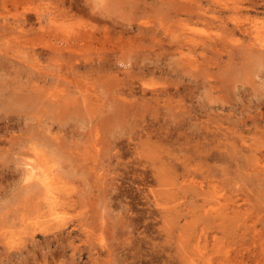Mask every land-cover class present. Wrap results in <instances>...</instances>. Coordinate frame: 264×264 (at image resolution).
<instances>
[{
    "label": "rangeland",
    "instance_id": "374dc122",
    "mask_svg": "<svg viewBox=\"0 0 264 264\" xmlns=\"http://www.w3.org/2000/svg\"><path fill=\"white\" fill-rule=\"evenodd\" d=\"M46 10L53 11L48 14L53 15L51 23ZM253 15L257 26L264 28V0H0V264H181L175 239L189 230L201 234L206 255L213 251L212 264H264V171L234 170V162L244 167L256 160L254 155L263 159L264 151V123L251 122L264 111V63L241 58L237 43L245 38L235 25L251 26ZM203 17L216 19L207 24ZM71 26L76 30L72 32ZM233 26L237 30L224 42L226 51L198 47L188 52L184 45L182 54L177 48L182 37L225 36ZM78 30L94 32L97 40L86 39L81 45L83 40H68ZM45 32L48 35L41 37ZM103 35L111 39L101 44ZM67 41L77 52L64 49L65 59L56 58L51 45L57 42L60 47ZM70 51L75 58L70 57L71 62ZM98 55L107 57L104 62L110 57L115 62L120 55L127 65L100 64ZM231 55L239 56L233 57L235 61ZM192 58L199 59L196 75L187 66ZM73 62L74 71L69 67ZM73 77L79 82L74 83ZM119 82L125 84L124 90L129 85L137 88L132 101L153 93L157 99L129 101L133 108L127 103L126 111L135 115L118 119L111 108L125 105L106 110V104L121 97ZM63 88L81 101L73 100L69 107L51 104L55 108L48 112L50 94ZM81 94H99L103 105L87 106ZM48 136L51 143L46 142ZM90 138L99 142L98 155ZM135 143L152 150L141 156L134 152L140 149ZM57 144L58 151L53 147ZM228 148L234 152L233 161L222 156ZM36 152L47 162L36 161ZM27 159L45 164L43 169L50 175L66 181L58 184L63 185L61 203L49 205L37 186L28 185L23 166ZM160 159L171 162L172 185L166 176L169 185L154 181L150 168ZM162 185L177 193L175 202L164 204L173 211L166 222L153 201ZM209 206L215 215L216 210L226 213L206 215L204 208ZM214 240L220 250L214 249Z\"/></svg>",
    "mask_w": 264,
    "mask_h": 264
},
{
    "label": "bare ground",
    "instance_id": "6f19581e",
    "mask_svg": "<svg viewBox=\"0 0 264 264\" xmlns=\"http://www.w3.org/2000/svg\"><path fill=\"white\" fill-rule=\"evenodd\" d=\"M185 1V0H184ZM237 4V3H236ZM241 4V3H240ZM216 5V4H215ZM214 5V6H215ZM223 5V4H222ZM221 5V6H222ZM224 5H225V3H224ZM221 6L219 7L218 6V10H219V8L220 9H222L223 7H227L226 5L225 6H223L222 8H221ZM229 7V6H228ZM236 8H237V5H236ZM240 8H241V6H240ZM239 8V9H240ZM212 9H215V8H212ZM231 9V8H230ZM238 9V10H239ZM45 10V9H44ZM43 10V11H44ZM241 10V9H240ZM255 10H256V8H255ZM259 9H257V11H258ZM41 11H42V9H41ZM222 11V10H221ZM38 13V12H37ZM36 13V14H37ZM39 13H40V11H39ZM53 14V11H51L50 10V12L49 13H47V10H46V18L50 21V23H51V21L52 20H50L51 19V17L53 16H49L50 14ZM260 13V12H259ZM42 13H40L39 15H41ZM49 14V15H48ZM57 14V13H56ZM214 15V14H213ZM36 16H38V14L36 15ZM104 16V15H103ZM198 19H201V14L199 15L198 14ZM204 16V15H203ZM260 16V15H259ZM56 17V16H55ZM55 17H53V18H55ZM206 17V16H205ZM205 17H203L202 19L204 20V18ZM209 17V16H208ZM216 17H218V16H216ZM216 17H215V19H216ZM254 15H253V19H254ZM41 18V16H39L38 17V19L39 20H41L40 19ZM46 19V20H47ZM210 19V21L212 22V20H215V19H212V18H209ZM209 19H205L204 21L207 23V24H212L210 21H209ZM212 19V20H211ZM251 20V21H253L254 23L251 25V26H247V25H239L240 23L239 22H237V20H236V26L238 27V29H239V31H240V33H242L243 35H244V40L242 39L240 42L238 41V40H240L239 38H237V39H235V40H237L238 41V43H237V46L238 47H240L239 49H240V52H239V54L241 53L242 54V56H241V58L243 59H246L247 57H251V60L253 59L254 61H256V62H261V63H264V28H263V26H261V28H263V29H261L259 26H257V24H258V21H256L257 19H254V20ZM54 20V19H53ZM203 20H201V21H203ZM203 21V22H204ZM207 21H209V22H207ZM220 21V20H219ZM262 21V23H263V21H264V19L263 20H261ZM42 22V21H41ZM221 22H222V20H221ZM246 22V21H245ZM54 23V22H53ZM216 23V21H214V24ZM244 23V22H243ZM246 23H248V22H246ZM250 23V22H249ZM248 23V24H249ZM6 25V24H5ZM51 25H53V24H51ZM65 25V24H64ZM224 25V24H223ZM46 26V25H45ZM54 26V25H53ZM52 26V27H53ZM67 26L68 25H66L65 27L67 28ZM48 26H46V28H47ZM57 27V26H56ZM59 27H61V25L59 26ZM62 27H64V26H62ZM68 27H70V26H68ZM79 27V26H78ZM77 27V28H78ZM227 27V26H226ZM12 28H15L14 26L12 27ZM42 28H44L43 26H42ZM45 28V29H46ZM65 28V32H67L66 30L68 29H66ZM45 29H44V31H45ZM60 29V28H59ZM58 29V30H59ZM82 29V28H81ZM230 29V28H229ZM10 30H12L11 28H10ZM48 29H46V31H47ZM55 30V29H54ZM57 30V29H56ZM76 30V29H75ZM75 30H73L72 29V26H71V31L73 32V31H75ZM87 30V29H86ZM228 30V29H227ZM236 30L237 29H234V26H233V28L232 29H230L229 31H228V33L225 35V36H219V35H217V36H219V37H215L214 36V38H209V39H207L206 37H204V36H202V38L204 37V39H202L201 37H198L200 40H198L197 39V36H196V38H195V36H193V38H187V40H185L184 39V37H182L183 39H184V41H183V39L181 38L178 42H185L184 44H183V42L180 44V43H178V45H175L177 48H178V50H179V52L180 53H182L183 54V51H184V49H183V47H184V45H186V48H188L187 50H188V52H194V51H197V49L196 48H198V47H201L202 49L201 50H203V49H205V50H207L208 48H210V49H213V50H216V51H218L217 50V48L219 47V49H222V47L225 45L226 46V44L224 43L225 41H226V39L231 35V34H234V33H236ZM43 31V30H42ZM43 31V32H44ZM49 31V30H48ZM50 31H51V29H50ZM69 31V30H68ZM15 32V31H14ZM14 32L12 31V33L14 34ZM52 32V31H51ZM54 32V31H53ZM53 32H52V35H53ZM62 32L63 31H61V34H62ZM124 32H125V30H124ZM46 33V34H45ZM44 34L42 33V36L41 37H43V35L44 36H46V35H48L47 33L48 32H45ZM57 34H59L60 33V31H57L56 32ZM78 33H79V30H78ZM119 33V32H118ZM71 34V33H70ZM104 34H106V33H104ZM120 34V33H119ZM241 34V35H242ZM3 35H4V33H3ZM2 35V36H3ZM66 35H68V34H66ZM65 35V36H66ZM237 35V34H236ZM5 36H6V34H5ZM4 36V37H5ZM15 36V35H14ZM55 35H53V37H54ZM59 36V35H58ZM70 36V35H69ZM68 36V37H69ZM74 36V37H73ZM70 39L68 38V40H74V41H81V40H83V41H81V43H79L80 45L83 43V42H87V41H84V40H89V42H90V40L92 39L93 40V38L94 37H96L95 36V33L94 32H92V31H90V32H80L79 34H76V35H73ZM120 36H121V38H123L124 36H122L121 34H120ZM247 38H246V37ZM56 37V36H55ZM101 36H99L98 37V39L100 38ZM102 37H104V35L102 36ZM15 38V37H14ZM16 38H18V37H16ZM45 38V37H44ZM47 38V37H46ZM58 39H59V37H57ZM97 38V37H96ZM105 39L103 40V42H102V40H101V44H103V43H105L104 41H106V40H110L111 38H109L107 35H105V37H104ZM121 38L119 39V37H118V39H119V41L121 40ZM206 38V39H205ZM7 39V38H6ZM50 39V38H49ZM52 39V38H51ZM50 39V40H51ZM95 39V38H94ZM103 39V38H102ZM196 39V40H195ZM43 40V39H42ZM59 40H61L60 41V43L62 42V39H61V36H60V39ZM95 40H97V39H95ZM117 40V39H116ZM123 40H124V38H123ZM133 40V39H132ZM198 40V41H197ZM8 41V40H7ZM18 41H20V40H18ZM53 40H51V42H52ZM55 41H57L56 39H55ZM66 41V40H65ZM99 41V40H98ZM113 41V40H112ZM111 41V43H113ZM125 41V40H124ZM123 41V42H124ZM10 42V41H9ZM115 42H117V41H115ZM121 42V41H120ZM132 42H134V41H132ZM44 43H45V40H44ZM50 43V42H49ZM48 43V44H49ZM54 43H56V45H57V42H54ZM67 43H68V41H67ZM65 44V42H64V44H60V47H57L56 45L55 46H53V45H51V43L49 44V45H51L52 47L50 48V50L52 49V52L53 51H55L56 52V58H57V55L58 56H60L61 55V57H63V54H64V56H65V53L63 52V50L65 49V50H70V49H72L71 51L73 52V50H74V52H77L73 47H71V44L73 43H68V44ZM75 43V42H74ZM77 43V42H76ZM125 43V42H124ZM46 44V43H45ZM58 44H59V42H58ZM120 44V43H119ZM183 44V45H182ZM42 45H43V43H42ZM48 45V46H49ZM66 45V46H65ZM73 46H75L74 44H72ZM116 45V44H115ZM120 45H124V44H120ZM59 46V45H58ZM125 46V45H124ZM122 47V46H121ZM221 47V48H220ZM228 47V46H227ZM227 47H226V49H222L223 51H226L227 50ZM79 48H81V47H79ZM110 49H111V47H109ZM175 48V47H174ZM173 48V49H174ZM224 48V47H223ZM196 49V50H195ZM199 49V48H198ZM209 49V50H210ZM64 50V51H65ZM109 50V49H108ZM108 50H105L106 51V53H107V51ZM177 50V49H176ZM204 50V51H205ZM234 50H236V45H235V48H234ZM35 51V53H37L36 52V50H34ZM70 51V52H71ZM203 51V52H204ZM208 51V50H207ZM211 51V50H210ZM237 51H238V49H237ZM54 52V53H55ZM66 52V51H65ZM71 52V53H72ZM179 52H177V53H179ZM219 52V51H218ZM221 52V51H220ZM219 52V53H220ZM81 53V52H80ZM83 53V52H82ZM106 53H105V55H106ZM173 53H175V52H173ZM177 53H175V54H177ZM179 53V54H180ZM229 53H230V51H229ZM232 53H233V51H232ZM30 53L28 52V55H29ZM39 54V53H38ZM38 54L35 56V57H37L38 56ZM74 54H76V53H74ZM103 54V53H102ZM178 54V55H179ZM181 54V55H182ZM214 54V53H213ZM231 54V53H230ZM233 54H236V53H233ZM240 54V55H241ZM25 55V54H24ZM23 55V56H24ZM34 55V54H33ZM49 55H51V53L49 54ZM69 55H71V56H69V58L68 59H70V57H71V59H72V55H73V53L72 54H70L69 53ZM105 55L103 56H100V55H98V56H100V57H98V59H96L97 61H99V63L100 62H102V64H105V62H107V63H109L110 61H109V59L111 58H109L107 61H105L104 62V60L107 58V57H105ZM109 55H111V54H109ZM113 55V54H112ZM124 55V54H123ZM79 56V55H78ZM119 56L120 55H118V57L117 58H119ZM232 56V55H231ZM238 56L239 55H237V57L235 56V55H233L232 56V58L233 57H235V58H237L238 59ZM105 57V58H104ZM50 58H52V57H50ZM50 58H48V59H50ZM56 58H52V59H56ZM114 59V61L117 63L116 65L119 67V65H122L121 66V68L123 67V65L124 66H126L127 65V63L125 62V61H127V60H123V57H122V59L121 58H119V59ZM127 58V57H126ZM235 58H233V59H231V60H234ZM61 59V58H60ZM63 59H65V57H63ZM68 59H66V60H68ZM71 59L69 60L70 62H71ZM75 59V58H74ZM74 59H72V60H74ZM112 59V58H111ZM125 59V58H124ZM239 59H240V57H239ZM103 60V61H102ZM113 60V59H112ZM203 60L205 61V59L203 58ZM212 60V59H211ZM50 61H51V59H50ZM56 61V64L58 65V63H62V62H57V60H55ZM61 61H63L62 59H61ZM68 61V62H69ZM96 61V62H97ZM109 61V62H108ZM235 61H236V59H235ZM239 61V60H238ZM247 61V60H246ZM111 62H113V61H111ZM115 62H113V63H115ZM129 62V61H128ZM189 64H187V66H189L188 67V69H189V71H193V73H194V75H196V74H198V72H200V69H198V67H199V59H198V61H197V58L196 59H190L189 61H187ZM212 62H214V61H212ZM232 62V61H231ZM240 62H244V61H240ZM239 62V63H240ZM53 63H55L54 61H53ZM245 63H248V64H251L250 62H245ZM244 63V64H245ZM35 64V63H34ZM49 64V63H48ZM56 64H55V66H56ZM62 64H64V63H62ZM69 64V63H68ZM67 64V65H68ZM73 64H74V66L76 67V65H75V62H73V63H70V65H72V66H69V67H73L72 68V70L74 69V66H73ZM91 64V63H90ZM101 64V63H100ZM110 64V63H109ZM203 64H205V63H203ZM202 64V65H203ZM213 64V63H212ZM233 63H231V65H232ZM236 64V62H234V65ZM259 64V63H258ZM61 65V64H60ZM66 65V66H67ZM77 65H79V64H77ZM129 65H130V63H129ZM157 65H159V64H156V66ZM201 65V66H202ZM205 65H207V64H205ZM242 65V64H241ZM260 65V64H259ZM91 66H92V64H91ZM131 66V65H130ZM130 66L129 67H127L126 69H128V68H130ZM161 67H162V65H160ZM160 66L158 67L159 69H160ZM208 66V65H207ZM252 66V65H251ZM255 66L257 67V64H255ZM262 65H260V67H261ZM35 67V66H34ZM65 67V66H64ZM234 67V66H233ZM238 67H240V65L238 66ZM38 68V67H37ZM58 68V67H57ZM60 68V67H59ZM78 68V67H77ZM110 68V67H109ZM109 68H107V70L109 69ZM242 68V67H241ZM241 68H239V69H241ZM259 68V67H258ZM263 66H262V70H263ZM62 69V68H61ZM66 69H68V68H66ZM162 69V68H161ZM243 70H245V67L243 66V68H242ZM251 69V68H250ZM40 70V69H39ZM59 70V69H58ZM242 70V72H245V71H243ZM37 71V70H36ZM74 71V70H73ZM161 71V70H160ZM248 71V70H247ZM246 71V72H247ZM55 72L57 73V75H58V73L60 72V71H56L55 70ZM54 72V73H55ZM66 72V71H65ZM70 72V71H69ZM72 72V71H71ZM116 72V71H115ZM125 72V71H124ZM130 72V71H129ZM52 72H50V73H48V74H51ZM64 73V72H63ZM68 72H66V73H64L65 75L67 74ZM117 73H118V71H117ZM117 73H114V71H113V75L114 74H117ZM63 74V75H64ZM110 74H111V72H110ZM39 75V74H38ZM52 75H54L55 76V74H52ZM52 75H51V77H52ZM60 75H61V73H60ZM60 75L58 76V78L60 77ZM62 75V77L64 78V76ZM112 75V76H113ZM41 75H39V77H40ZM46 76V75H45ZM50 76V75H49ZM54 76H53V78L52 79H54ZM69 77L70 76H65V79H69ZM124 77V76H123ZM125 78V77H124ZM124 78H122V81L125 83V80H123ZM56 79V78H55ZM62 79V78H61ZM65 79H62V81L63 80H65ZM74 79V83L76 82L75 80H77V83L79 82L78 81V79H76V78H72L71 80H73ZM52 81H54V80H52ZM57 80H55V82H56ZM123 82H119V83H123ZM128 82V81H127ZM68 83H72L71 81L70 82H68ZM76 83V84H77ZM123 83V85H119L120 87H119V89L121 88V86H124L125 84ZM129 83V82H128ZM53 84H55V83H53ZM57 85H59L58 84V81H57V83H56ZM62 84H63V82H62ZM65 84V83H64ZM63 84V85H64ZM73 84V83H72ZM75 84V85H76ZM79 87H81V85H78ZM117 86V84H115V86H114V89L115 88H117L116 87ZM126 86L128 87V85L126 84ZM130 87H129V89L128 90H124V89H120L119 91V96H121V97H115L114 98V96H112L114 99H112L109 103H108V105L106 104V106H107V109L106 110H110V108L113 106V105H125L124 107L122 106V107H120V106H118L119 108H117V110L116 109H114V108H116L117 106H113L114 108H111V109H113V111L115 112H113V114H117L118 115V119H120V117H127V116H129L128 114H130V113H127L128 111H126V109L128 108V106H127V108H126V105H128L129 103V101L131 102L132 100H134L135 98V95L137 94V88L136 87H134L133 85H129ZM75 87V86H74ZM52 88H54V87H52ZM76 88V87H75ZM74 88V89H75ZM123 88H126V87H123ZM136 88V89H135ZM56 89V88H55ZM55 89H53V90H55ZM67 89V88H66ZM66 89H64L63 88V90L61 91V89L59 90V89H57V90H55L53 93H51L50 95L51 96H49V97H51V98H49V103L48 102H45L44 100H43V98H44V94L42 95V100L44 101V103H46L45 105L47 106L48 104H50L49 106H51V108L49 107V111L48 112H52L53 110H52V107L53 108H55L53 105H51V104H59V105H64L65 107H69V105L73 102V100H74V102H75V100L76 99H74V97H73V95H75V94H73V95H71L72 93L70 92V90L68 91V90H66ZM127 89V88H126ZM48 89H46V91H47ZM77 90V89H76ZM48 92V91H47ZM51 92H52V90H51ZM77 92V91H76ZM117 92V91H116ZM46 94V93H45ZM116 94V93H115ZM37 95H38V93H37ZM36 95V96H37ZM78 95V94H77ZM82 95V103H86L85 105H87V103H88V105H96L97 106V104H95L94 102H98V105H99V103L101 102V99L98 97V95H95V97H91L90 95H85V94H81ZM39 96H40V93H39ZM47 96V95H46ZM157 94L155 93H153V95L150 97V98H140V100L141 101H147V100H151V99H153V98H155V99H157ZM111 97V98H112ZM125 97V98H124ZM127 97L130 99H128V101H127ZM20 98H22V97H20ZM24 98V97H23ZM41 98V97H40ZM132 98H134V99H132ZM45 100H47L46 98H44ZM77 99H80V98H78L77 97ZM38 100H39V98H38ZM42 100L40 99V102H39V104H41L42 103ZM139 100V99H138ZM138 100H136L137 102H139ZM18 101H20L19 99H18ZM77 101V103L78 102H80L81 101V99L80 100H76ZM136 101H132V103L133 102H135V103H137ZM91 102H92V104H91ZM44 103H42V105L44 104ZM48 103V104H47ZM128 103V104H127ZM132 103H130V104H132ZM101 104H102V102H101ZM129 104V105H130ZM42 105H40V106H42ZM72 105H74V104H72ZM83 105V104H82ZM87 105V106H88ZM103 105V104H102ZM104 105H105V103H104ZM45 106V107H46ZM61 107V108H65V107ZM131 106V105H130ZM43 108H45L44 106H42ZM73 107H75V106H73ZM72 107V108H73ZM85 107V106H84ZM132 107V106H131ZM133 108V107H132ZM136 108V107H135ZM135 108L132 110V111H134L135 110ZM48 109V108H47ZM51 109V110H50ZM58 109V108H57ZM59 109H60V106H59ZM88 109V108H87ZM101 109V108H100ZM65 111H66V108L64 109ZM92 110V112L95 110L94 108L93 109H91ZM127 110H129V109H127ZM87 111H90V109L89 110H87ZM121 112V111H123L124 113L126 112L127 113V115L125 114H123V116L121 115H119L120 113H117V112ZM137 111V110H136ZM67 112V111H66ZM112 112V111H111ZM130 112H131V110H130ZM135 112V111H134ZM90 113H91V111H90ZM87 114H89L88 112H87ZM132 115L134 114V113H131ZM130 114V115H131ZM135 115V114H134ZM52 116V115H51ZM50 117V116H49ZM53 117V116H52ZM114 118H117V116H114L113 117V119ZM247 122L248 121H246V120H244V124H247ZM251 122H253V124H261V123H264V111H261V112H259L258 113V117H256V118H254L253 120H251ZM44 123V122H43ZM50 122H48L47 124H49ZM51 124H53V123H51ZM50 124V125H51ZM46 125V124H45ZM49 125V126H50ZM39 126V125H38ZM47 130H48V128L47 127H45ZM50 128V127H49ZM44 129V128H43ZM51 130H52V128H51ZM51 130L49 129L48 131H49V133L51 132ZM45 131V130H44ZM48 131H46L45 132V135L46 134H48ZM53 132V131H52ZM51 132V133H52ZM58 133V132H57ZM96 133V132H95ZM54 134V133H53ZM51 135V134H50ZM57 135V134H56ZM47 136V135H46ZM55 136V135H54ZM61 137V136H60ZM52 138V136H48V138L46 139L47 141L46 142H48L49 141V143H51L50 141H52V139L50 140V139ZM54 140H55V142H56V139L55 138H53ZM57 139H58V136H57ZM61 139V138H60ZM91 139V138H90ZM91 140H93V139H91ZM58 141H60L59 139H58ZM94 142H92L93 144H94V150L95 151H97V152H95V153H97V155L100 153V151H101V149H100V146H99V142L97 141V140H93ZM54 142V144H56ZM115 142V141H114ZM114 142H110V143H114ZM49 143H47V144H49ZM53 143V142H52ZM59 143V142H58ZM60 143H61V141H60ZM92 143H91V145H92ZM136 144V143H135ZM228 144V143H227ZM118 144H116V146H117ZM231 145H232V147H234L233 146V143H231ZM58 144H57V146H53V147H55L56 148V150L58 151ZM60 146H62V143H61V145ZM114 146V145H113ZM226 146H228V145H226ZM52 147V148H53ZM63 147V146H62ZM62 147H59V148H61L62 149ZM230 147V146H229ZM231 147V148H232ZM91 148V147H90ZM114 148H115V146H114ZM138 148H140L138 151H134V152H138L139 154H141L142 153V155L141 156H143V152L146 150V148L145 147H142V146H139V145H135V149L137 150ZM34 149H35V147H34ZM37 149V148H36ZM36 149H35V151H36ZM41 149V148H40ZM89 149V148H88ZM149 149H151L152 150V148H147V150L146 151H148ZM229 149V148H228ZM254 149V148H253ZM53 150H54V148H53ZM92 150V149H91ZM150 151V150H149ZM154 151V150H153ZM261 151H263V150H261ZM37 152H38V150H37ZM36 152V155H38V153ZM93 152V151H92ZM46 153V152H45ZM137 153V154H138ZM256 153V152H255ZM40 154V153H39ZM44 154V153H43ZM47 154V153H46ZM217 155H218V153H216ZM263 155V156H262ZM42 155H38V157L40 158H35V160L37 161V159L39 160L38 162H41V161H43V160H45L46 162H47V160L46 159H48V158H46V159H44V157H45V155L44 156H42ZM95 156V155H94ZM140 155H139V157H141ZM165 156H168L167 154L165 155ZM222 156H223V158H229V161H233L234 160V152L231 150V149H229L228 151H225V152H223L222 153ZM226 156V157H225ZM47 157V156H46ZM96 157V156H95ZM102 157V156H101ZM221 157V156H220ZM219 157V158H220ZM261 157H263V159H261L260 158V156H258V155H254V158L256 159V160H252L253 161V163H247V165L246 166H242V164L241 163H239V162H237V163H235L234 162V164H232V166L234 165V167H236V168H234V170L235 171H237V170H242V169H244V170H247V171H250V173L251 174H254V173H258V172H261V171H264V151L261 153ZM43 158V159H42ZM163 158V157H162ZM167 158V157H166ZM226 158V159H227ZM42 159V160H41ZM164 159V158H163ZM163 159L161 160V163L158 165V163H156L155 164V162H152V167L150 168L152 171H151V173H152V175L154 176V178H156V179H154L153 177H152V179H154V181L156 180V181H159V182H157L158 184H163L162 182H161V180L163 181V182H166V180L168 179V180H171V176L170 175H168V174H173V171L171 170V168H168L169 167V165H171V162L168 160V162L165 160V161H163ZM102 160V159H101ZM157 160H159V158L157 159ZM157 160H155V161H157ZM44 161V162H45ZM38 162H34V161H31V159H27V160H25V161H23V166H24V171H25V174H24V176H25V179L27 180V181H29V184L28 185H35V186H37V188H38V192H41V193H43V195L44 196H46V198H48L49 199V201H48V204L50 205V204H59V203H61L60 202V197L61 196H59V193H60V191H61V189L62 188H60V187H63V185H58V184H60V182L59 181H62V180H59V179H57V177L58 176H55L54 174H52V175H50L47 171H46V169H43L44 167H45V164H42L43 166H40L41 164H38ZM49 162V161H48ZM158 162V161H157ZM43 163V162H42ZM144 164V163H143ZM47 166V165H46ZM93 167V166H92ZM171 167V166H170ZM47 168V167H46ZM153 168V169H152ZM95 170L97 171V169L95 168ZM169 171V172H168ZM99 172H101L100 170H99ZM104 172V171H103ZM97 173V172H96ZM95 173V174H96ZM143 173V172H142ZM167 174V175H166ZM54 175V176H53ZM100 175V174H99ZM145 175V174H144ZM144 175H143V177H144ZM151 175V174H150ZM101 176V175H100ZM104 176V175H103ZM167 177V179L166 178H164V177ZM170 176V177H169ZM98 177V176H97ZM146 177V176H145ZM60 178V177H59ZM61 178H62V176H61ZM60 178V179H61ZM99 178V177H98ZM98 178H97V180H98ZM147 178V177H146ZM175 177L173 176V180H175L174 179ZM164 179V180H163ZM31 180H33V181H31ZM99 180H101V182L104 184L105 183V181L103 180V177H101V178H99ZM167 180V181H168ZM63 181H65V180H63ZM62 181V182H63ZM34 184H33V183ZM97 182V181H96ZM175 182V181H174ZM32 183V184H31ZM65 183H66V181H65ZM169 183V182H168ZM167 182H166V184L167 185H169ZM171 184L170 185H172V180H171V182H170ZM65 185V184H64ZM60 186V187H59ZM66 186V185H65ZM166 186V185H165ZM165 186H163L162 185V188L163 187H165ZM172 187V186H171ZM174 187V186H173ZM169 189L167 190V189H165L164 190V188L163 189H161V188H159V191L155 194V195H153V201L155 202V204L156 205H158L159 206V210H160V212L162 213V218H163V220L166 222L167 220H170L169 218H170V216H171V213L173 212L172 210H171V208L170 209H165V206H164V204L167 202V201H174L175 202V197H176V192H175V190H174V188L173 189H171L170 187H168ZM68 189V188H67ZM45 198V197H44ZM170 202H168V204H169ZM175 205H177L178 206V204L177 203H174ZM167 207H168V205H167ZM170 207V206H169ZM178 208V207H177ZM162 209V210H161ZM172 209H173V207H172ZM174 209L176 210V207H174ZM173 209V210H174ZM172 211L171 213H168L169 211ZM178 210V209H177ZM178 213H179V211H178ZM204 213L206 214V215H210V214H212L213 215V217H216V215H220V217H222V216H224L225 215V213L226 212H223L222 213V210L221 211H217L216 210V212L215 213H218V214H213L214 213V211H213V207L212 206H209L208 208H204ZM172 217V216H171ZM170 222V221H169ZM172 222H174V221H172ZM167 224H171V222L170 223H168L167 222ZM169 229V228H168ZM194 231V230H193ZM193 231H191V230H189L188 232H186V234H184V233H181V234H179L178 236V238L177 239H175L176 240V242L177 243H175L176 245H177V250L179 251V258H178V260L179 259H181L180 261L181 262H179V263H181V264H201V262L202 261H204L206 264H212V262H211V257H210V255L213 253V251H211V253H209L208 255H206L207 254V251H205V248H206V246L204 245V244H202V239L200 238L201 237V234L199 235V234H196V232H194V233H192ZM180 232V231H179ZM178 232V233H179ZM175 235V234H174ZM185 235H188L187 237L185 236ZM216 240H214V242H215ZM218 241V240H217ZM154 243V242H153ZM214 244H216L215 246H214V249H216V250H220L219 249V247H217V244H219V243H217V242H215ZM190 245V246H189ZM162 247V246H161ZM164 248V247H163ZM162 249V248H161ZM174 249H175V247H174ZM170 253V252H169ZM227 252H223V254H226ZM170 255V254H169ZM168 255V256H169ZM229 256V255H228ZM227 255L225 256V258L227 259V257H228ZM169 258H170V256H169ZM229 259V258H228ZM229 263V262H228ZM239 264H241V262H239Z\"/></svg>",
    "mask_w": 264,
    "mask_h": 264
}]
</instances>
